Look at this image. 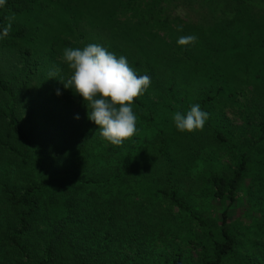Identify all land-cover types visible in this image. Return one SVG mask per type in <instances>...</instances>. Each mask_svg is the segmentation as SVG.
Listing matches in <instances>:
<instances>
[{
  "label": "rangeland",
  "instance_id": "1",
  "mask_svg": "<svg viewBox=\"0 0 264 264\" xmlns=\"http://www.w3.org/2000/svg\"><path fill=\"white\" fill-rule=\"evenodd\" d=\"M16 7L7 18L12 17L11 32L23 35L0 40V76L10 83L25 76V49L38 62L21 108L30 100L35 105L30 115L21 109L18 116L43 164L51 167L48 187L40 193L41 209L48 210H41L37 228L65 221L77 238L72 247L83 240L89 254L103 257L111 222L99 212L113 203L129 219L111 225L131 226L125 238L112 235L113 246L124 247L135 258L131 264H164L177 252L184 264H200L209 246L206 232L168 201L165 182L170 179L191 211L216 232L225 206L213 196L210 178L230 177L245 154L247 173L228 208L238 247L227 263L264 264V141H258L264 128V3L17 0ZM187 35H195L196 43L178 45ZM91 43L125 56L138 76L151 78L138 97L141 105L133 104L137 132L121 146L101 138L83 98L64 87L71 72L63 50ZM5 101L0 94V106ZM193 104L209 114L204 128L179 132L172 117L186 115ZM30 172L12 179L22 183ZM68 196L72 200L65 204ZM35 238L29 239L31 249Z\"/></svg>",
  "mask_w": 264,
  "mask_h": 264
},
{
  "label": "trees",
  "instance_id": "2",
  "mask_svg": "<svg viewBox=\"0 0 264 264\" xmlns=\"http://www.w3.org/2000/svg\"><path fill=\"white\" fill-rule=\"evenodd\" d=\"M234 1L251 2L256 0ZM257 1L264 3V0ZM16 2L17 0H6V3L0 7V35L8 24L7 13L17 9ZM22 35V30L10 31L9 36L3 39H16ZM261 45L264 47V39L261 41ZM21 61L24 65L25 76L23 78L10 83L2 80L0 76V94L6 99L0 106V177L7 180L0 183L2 187L0 199L3 206L0 209V264H131L135 258L125 255L124 247L113 246L116 241H113L112 235L117 234L118 237L125 238L126 232L131 231L130 225L127 228L118 223H116L117 226H112V222L115 220L121 219L123 223H126L129 219L125 212L114 211L113 203L99 212L105 220L112 224H109V228L106 230V239L109 242L105 246L103 257L89 254L86 246L83 245L85 243L83 240L76 242L79 246L72 247L77 238L72 236L73 227L65 221L55 223L51 228H37L41 210L43 212L48 210L41 209L40 193L48 187L50 176L46 168L50 169L51 167L50 164L47 167L43 164L45 161L41 160L40 151L30 143L28 135L22 131L21 124H19L18 116L21 109L28 110V115H30L29 113L35 105L34 100H30L26 108H21V102H26L28 99H25V96L30 92V83L38 70V62L30 50L22 51ZM134 103L141 105L138 98ZM216 135L218 139H222L219 134ZM160 141L164 149V140L160 139ZM258 141H264V128H262ZM27 162L30 163V166H21L22 163L26 164ZM247 167L248 157L243 154L238 159L230 177L213 174L210 178L214 188L213 196L221 205L225 206L221 212L216 232L191 211L190 207L178 196L170 179L165 182L169 188L163 194L168 201L179 211L184 212L186 216L197 221L199 227L206 232L209 246L203 248L200 264H228V260L237 250V240L228 222V208L236 200V192L247 173ZM28 171L31 172L24 182L13 181V174ZM170 174L169 170L167 176ZM62 189V191H67L64 186ZM68 199L64 202L65 204L72 200L70 196ZM78 201L76 200L74 204L77 205ZM77 208L80 211L82 209L80 206ZM101 228L104 230L103 225ZM32 236H37L38 242L36 238L33 239L34 247L31 249L28 242ZM107 255H111V257H107ZM135 256L137 257V254ZM164 264H184L182 254L177 252L172 260L166 261Z\"/></svg>",
  "mask_w": 264,
  "mask_h": 264
},
{
  "label": "clouds",
  "instance_id": "3",
  "mask_svg": "<svg viewBox=\"0 0 264 264\" xmlns=\"http://www.w3.org/2000/svg\"><path fill=\"white\" fill-rule=\"evenodd\" d=\"M6 0H0V7ZM11 19L3 28L0 39L8 37ZM182 31V26H178ZM195 35L181 36L180 46L194 45ZM61 59L71 72L65 88L83 98L88 109V119L93 121L102 139L114 146H121L137 132L134 101L151 85L147 75L138 76L125 56L117 57L102 45L91 43L80 48H65ZM54 77V74H50ZM59 94V91H57ZM209 114L199 104H193L186 115L176 112L172 119L179 132L202 131ZM79 118L78 116L76 117Z\"/></svg>",
  "mask_w": 264,
  "mask_h": 264
}]
</instances>
